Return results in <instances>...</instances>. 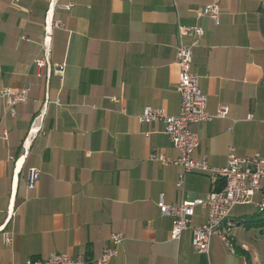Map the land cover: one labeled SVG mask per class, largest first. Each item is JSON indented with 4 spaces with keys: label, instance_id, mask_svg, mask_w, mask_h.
I'll return each mask as SVG.
<instances>
[{
    "label": "crops",
    "instance_id": "crops-1",
    "mask_svg": "<svg viewBox=\"0 0 264 264\" xmlns=\"http://www.w3.org/2000/svg\"><path fill=\"white\" fill-rule=\"evenodd\" d=\"M213 4L219 24L199 15ZM179 25L203 30L192 71L208 113L229 109L191 126L194 158L222 168L230 149L264 157V0H0V91L32 85L15 118L0 98V264L98 259L118 233L124 242L109 264H264V182L232 211L235 253L217 236L198 253L190 230L173 240V220L160 211L224 183L191 172L178 187L183 168L151 158L180 156L163 123L138 121L147 106L179 114ZM44 47L63 75L38 77ZM31 168L41 173L35 189ZM207 218L196 206L191 226Z\"/></svg>",
    "mask_w": 264,
    "mask_h": 264
},
{
    "label": "built area",
    "instance_id": "built-area-1",
    "mask_svg": "<svg viewBox=\"0 0 264 264\" xmlns=\"http://www.w3.org/2000/svg\"><path fill=\"white\" fill-rule=\"evenodd\" d=\"M17 2L18 0H14ZM220 10L216 4L209 5L199 12L200 16H209L219 24ZM179 45L177 47V64L180 69L177 92L180 95V111L176 116L168 115L161 108L147 106L143 113L138 116L139 123L161 122L164 125V132L169 136L173 146L179 151L177 159L167 158L163 154L152 155V160L159 161L164 165H179L183 173L179 176L178 187H183L185 176L191 172L209 173L214 178L221 179L224 186L221 190L213 192L207 199L186 201L181 205H166L159 203L163 215L173 220L171 238L180 240L186 230L192 232V243L200 254H206L210 248L211 239L217 236L235 253L234 229L236 222L232 219L233 209L238 205L251 203L257 192L263 190L264 182V157L259 153L252 156L239 157L234 150L230 149L227 164L225 167H211L206 160H196L194 152L199 146V139L192 131L193 124L208 122L214 118H225L229 109L223 105L216 115H210L207 111L208 98L201 91L199 76L192 71L193 51L198 47L203 36V30L198 26L187 27L179 25ZM190 37V44L184 43L185 37ZM49 47L43 48V55L34 59V66L37 69L38 77H45L47 80L53 74L63 75L65 65L53 64L49 58ZM1 72V67H0ZM32 85L29 84L21 90L4 88L0 91V98L4 101V115L15 118L17 106L28 100ZM118 103L116 97L110 98ZM40 171L31 168L28 172L27 186L35 189L40 178ZM202 206L208 209V218L205 224L193 227L192 218L195 214V207ZM261 212H264V198L259 204ZM4 242L10 245L12 239L8 234L3 236ZM124 236L121 233L111 237V245L103 251L98 259H91L84 255L72 257L68 254H53L47 260L32 259L27 264H109L119 255Z\"/></svg>",
    "mask_w": 264,
    "mask_h": 264
},
{
    "label": "trees",
    "instance_id": "trees-1",
    "mask_svg": "<svg viewBox=\"0 0 264 264\" xmlns=\"http://www.w3.org/2000/svg\"><path fill=\"white\" fill-rule=\"evenodd\" d=\"M221 186H222V187H221V189H222V188H223V186H224V183H222V185H221ZM221 189H219V190H221ZM219 190H218V191H219Z\"/></svg>",
    "mask_w": 264,
    "mask_h": 264
}]
</instances>
